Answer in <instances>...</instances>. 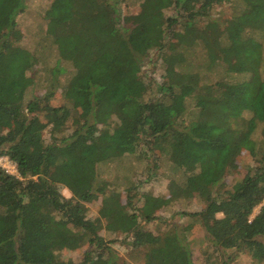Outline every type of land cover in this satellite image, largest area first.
Returning a JSON list of instances; mask_svg holds the SVG:
<instances>
[{"label":"trees","instance_id":"obj_1","mask_svg":"<svg viewBox=\"0 0 264 264\" xmlns=\"http://www.w3.org/2000/svg\"><path fill=\"white\" fill-rule=\"evenodd\" d=\"M229 1L54 0L33 51L17 20L25 0H0V158L20 174L0 168V264H76L60 252L84 245L78 264H132L119 263L103 230L129 234L121 244L133 264H196L185 217L201 224L220 264L239 253L264 264V0H233L229 19L211 15ZM154 47L165 74L150 77L148 96L139 73ZM42 64L38 94L30 72ZM144 145L149 172L167 163L168 192L135 184L123 200L102 167ZM241 154L257 166L229 183ZM195 197L203 209L175 213L164 234L142 224ZM99 198V216L88 218Z\"/></svg>","mask_w":264,"mask_h":264},{"label":"rangeland","instance_id":"obj_2","mask_svg":"<svg viewBox=\"0 0 264 264\" xmlns=\"http://www.w3.org/2000/svg\"><path fill=\"white\" fill-rule=\"evenodd\" d=\"M25 2V12L20 14L17 20L22 33H24L23 46L27 49L36 51V49L38 48L37 43L41 41V39L46 34L45 32L48 29V20L46 19V12L53 4L54 0H25ZM232 2L233 0L229 1L228 4H224L220 7L213 9L211 11V15L217 18H231L234 10H232L231 8ZM173 14V10H169L167 12V16H171ZM177 28L175 27V29ZM229 31L231 30L227 29L226 31L227 35L229 36L225 39V43L235 48L236 44H238L234 43L236 41V36L231 31L232 35L230 37ZM154 48L150 49L148 56L145 57L143 67L141 68V71L139 73L140 79L147 87L148 93L146 94L148 96H150V92L152 90L151 86H149L148 84V81H150L151 79L150 77H155L156 79H159L163 74H165V63L163 61H159L158 49ZM44 69L45 67L43 64L37 65L30 72V75L33 76L35 79V89L38 94L44 93L43 86L46 85V73ZM240 77L241 76H237L236 79L239 80L241 79ZM241 94L242 92L238 93V99L241 97ZM147 99L148 97H146V100ZM242 102L243 101H240L239 104L241 105ZM53 103L55 105H61L63 103V98L60 94L56 95V97L53 99ZM249 115L250 114H248L247 116ZM259 133H261L260 129ZM44 137L48 141H51V139L53 138V135L50 132L49 128L45 131ZM148 153V148H146V146L144 145L139 147L134 154L127 155L126 157H123L118 161L103 165V179L111 181L113 189H116L122 194L123 200L126 198V191L128 190V188L135 184H141L140 188L142 192H155L160 194H167L169 187V178L167 177V163L163 162L161 164V168L153 172H149L148 164L149 162L154 163V159H152L150 153ZM146 154H148L149 158L146 157ZM238 159L240 167L237 168L238 170H236V172L231 171L226 177V180L229 183H233L234 181L237 182L241 178V172L247 170L250 167L254 168L255 166H257L256 162L251 163L250 157L246 154H241ZM150 173H156L157 175L153 178H150ZM61 192L65 197H71V193L66 188L62 187ZM101 206V198L92 203H87V217H98ZM139 206H141V203L139 204ZM203 207L204 202L197 197L177 200L172 202L170 206L163 208L158 213L159 219L148 224H146V222H142V224H144L146 230L152 231L155 234L159 235L164 234L169 229V226L165 223V220L170 221L175 213H197L200 212ZM179 224L182 227L190 228L189 235L190 239L192 240L193 258L196 264H220L221 261L218 257V254L216 253V256H214V251L212 247H210V244L209 246H207L208 244L206 243V239L204 238V229L196 218H182L179 221ZM101 235L108 241L117 240L116 242L111 244V248L113 250L112 252H114L115 255L118 257L119 263L128 260L131 261L133 264V260H131L128 256V249L121 244L124 239L128 237L130 238L129 234L112 233L103 230L101 232ZM87 251H89V247L87 245H84L78 249L64 250L60 252V256L64 260H71L74 263L78 264L83 261V256ZM207 259H209L208 262ZM234 260L233 264H257L256 262L251 260L247 253H239L237 258H235Z\"/></svg>","mask_w":264,"mask_h":264},{"label":"built area","instance_id":"obj_3","mask_svg":"<svg viewBox=\"0 0 264 264\" xmlns=\"http://www.w3.org/2000/svg\"><path fill=\"white\" fill-rule=\"evenodd\" d=\"M1 167H2V170L5 171L6 173L20 177L17 164L14 163L13 161H11L9 158H7V157H1L0 158V168ZM260 208L261 207H257L254 210L250 219L251 218L253 219L254 216H256L260 212Z\"/></svg>","mask_w":264,"mask_h":264}]
</instances>
